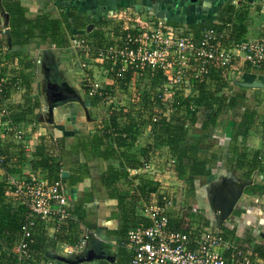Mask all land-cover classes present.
Wrapping results in <instances>:
<instances>
[{"label":"trees","instance_id":"obj_1","mask_svg":"<svg viewBox=\"0 0 264 264\" xmlns=\"http://www.w3.org/2000/svg\"><path fill=\"white\" fill-rule=\"evenodd\" d=\"M0 6L8 13V27L10 44L24 45L36 36L42 43H48L55 47L64 48L68 45L67 32L70 34L81 33L91 39V43L100 45L104 39V29L110 24L105 16L98 19L87 20L82 13L71 9L61 12L57 18L47 15H39L34 19H28L24 15V6L20 0H0ZM233 4H229L225 9L230 12ZM227 21H233L231 15ZM234 23V36L241 38L245 33L244 13H237ZM71 20H74L75 27H72ZM89 21H94V28L86 32V25ZM199 26H210L214 24L212 20L206 19ZM169 24V23H168ZM193 27V26H191ZM195 28V27H194ZM8 41L3 37L0 20V56L8 59L12 63V74L10 83H18L23 88L22 100L10 107V116L15 123L30 122L37 120L35 110L40 108L41 101L38 95L32 96L31 83L34 77V63L19 57V52L8 53ZM22 59V60H20ZM19 60V62H18ZM264 68V65L262 66ZM147 72V76H150ZM130 73L126 74L122 80H117L112 85H107L106 90L117 99L118 108L115 107L106 117H103V126L96 128L91 135L84 136L79 140L77 146L80 151H88L103 159H114L117 166H107L100 176L101 184L106 188L110 198L117 201V213L122 222V230L118 234L119 248L116 254V264H129V254L122 247L126 232L131 224L138 221L136 215V205L141 197H147L151 192L159 190L158 179L139 178L137 184L133 185L129 180V169L136 168L142 164L143 159L155 155L161 160H166L168 156L174 159V164L167 175L182 182L187 192H195V181L211 175L210 164L216 161L217 154L212 153L207 156L204 152L203 137L208 128L217 124L221 114L232 110L242 98L239 94L225 92L234 86L231 84L230 69L221 68L212 71L201 80L193 81V96L182 98L177 96L174 103V110L168 114L160 112V117L153 121L154 106L160 105V100L152 92L155 84L164 80V75L160 71L150 78L149 84L145 85L142 78H136L135 86L127 94V84ZM140 81V82H138ZM138 82V84H137ZM144 85H143V84ZM3 96H0V105L3 98L9 95V85H7ZM245 87H243L244 89ZM126 91V92H125ZM223 92V93H222ZM19 93V92H17ZM89 104L101 107L103 103L97 96L90 97L87 92ZM123 96V98H122ZM111 107V106H110ZM199 112H208V116L201 122L199 131L195 129ZM255 108L245 110L239 120H235L232 126L230 143L226 150L225 166L227 171L243 169L242 177L249 178L254 169L264 172L262 152H248L241 145L242 140L253 132L255 126L260 121V134L264 138V119L257 117ZM143 131H148L149 137L143 145L137 147V139ZM66 135L55 136L53 133L40 135L30 157H27L24 150L18 143H4L2 148L12 158V162L0 166V264H45L49 258L45 256L48 249H54L58 243H70L78 237L76 227L84 222V213L80 206H72L70 209L71 218L61 221L56 227L53 237L44 234V223L37 220L34 226L33 241L29 244L31 256L18 259L12 247L20 240L21 226L25 220L26 208L18 203V199L5 186L4 174H16L21 170L24 163H28L30 169L38 174H42L50 181L61 179L66 185L73 186L81 181L87 173L84 163H79L74 157L78 152H74L73 147L66 148ZM11 147V148H10ZM264 151V149H263ZM264 155V154H263ZM64 157L73 159L71 164L76 166L75 170L69 172L67 177H61ZM143 158V159H142ZM263 192L264 183H253L244 188V193ZM239 210H234V212ZM184 217L178 214H171L169 226L172 229H186ZM206 225L209 220L201 217ZM220 229L225 235L238 245L250 247L251 236H244L237 239L233 232L223 224ZM122 233V234H121ZM264 258V247L258 244L252 245ZM41 260H44L42 263Z\"/></svg>","mask_w":264,"mask_h":264},{"label":"built area","instance_id":"obj_2","mask_svg":"<svg viewBox=\"0 0 264 264\" xmlns=\"http://www.w3.org/2000/svg\"><path fill=\"white\" fill-rule=\"evenodd\" d=\"M256 9L261 16V34L238 39L234 36L233 21H217L214 22L217 26L194 28L185 23L171 25L156 15L148 16L130 7L109 14L107 17L114 26L106 28L100 45L83 37L70 40L72 46L78 47L84 56L79 66L84 71L82 80L85 91L88 96H97L104 105L110 104L113 108V95L105 85L92 77L94 70L104 79L110 77L111 85L130 73L127 92L132 91L138 76L148 85L150 78L160 71L164 80L151 89L160 100V105L154 106L152 114V120L156 121L160 112L168 114L174 110L177 96H193L196 93L193 81L201 80L213 70L230 69L232 85L235 81L233 77L242 68H260L264 65V0H256ZM5 65V58L0 56V68ZM147 72L151 75L147 76ZM12 76L10 72L0 71V96L9 85V95L3 98L0 105L1 167L12 162L11 156L3 151V140L12 139L19 143L26 156L30 157L32 148L26 135L32 128L40 127L36 120L12 121L9 100L15 92H23L17 82L10 83ZM225 92L231 93L228 89ZM145 133L150 134L148 131ZM173 164L171 156L164 161L150 155L143 159L140 166L129 169L128 178L132 183L134 177L136 180L154 179L155 175L167 174ZM3 176L5 186L27 210L20 240L12 250L18 259L30 257L29 244L33 241L37 220L44 224L53 222L57 227L61 221L71 218L67 187L61 179L50 181L32 170L5 173ZM158 182L159 190L139 199L136 205L138 221L130 225L122 242V247L129 254V264H264V258L252 246L238 245L220 227L206 225L201 218L205 217L204 214L192 206L188 198L184 199L181 181L171 179L169 182ZM253 199L256 203H262L264 195L261 199L258 196ZM171 214L185 216L187 228L172 229L169 226ZM90 239L88 233L78 236L64 246V254L83 251Z\"/></svg>","mask_w":264,"mask_h":264},{"label":"crops","instance_id":"obj_3","mask_svg":"<svg viewBox=\"0 0 264 264\" xmlns=\"http://www.w3.org/2000/svg\"><path fill=\"white\" fill-rule=\"evenodd\" d=\"M22 5L24 6V15L28 19H34L39 15H47L51 18H57L61 12H66L71 9L76 10L79 13H82L86 16L87 20L98 19L99 17L112 14L122 8H133L143 14L148 16L156 15L158 10H163V19L166 23L171 25L173 24H181L185 23L189 26L197 27L200 24L202 25L203 21L206 19L212 20L213 22H225L229 18L228 16H232L231 19L235 20V15L237 13H244L248 9V4L251 2H255L256 0H246L247 5L243 7L241 1L239 0H20ZM198 2V3H196ZM229 4H233V9L230 12H226L225 9ZM1 7V6H0ZM239 9V10H238ZM108 18V17H107ZM1 27L3 32V18L0 13ZM109 22L110 19L108 18ZM94 21H89L86 25V32H90L94 28ZM235 23V21H234ZM243 24L245 33L242 37H257L261 34L260 23L256 22V27H252L253 31L249 33L248 26L246 23V18H244ZM72 27H75L74 20H71ZM106 28L104 29V32ZM36 36L31 38L27 44L24 45H8L10 51L19 52V57L25 58L30 62L34 63V59L37 60V57L41 56L43 60H45L49 65L54 66L55 74L58 79L62 80L68 84L69 88L74 90L76 94L81 97V101L67 102L60 107L54 108V121L49 124L46 122L40 121L41 118L45 117L43 115V111L45 110V106L41 104L40 108H37L35 112L37 113V120L40 123V127H34L32 129V134L28 136L29 142L31 143V152L34 150V147L37 143V138L40 135L51 134L53 133L55 136H60L65 134V145L67 149L73 147L74 152H78L77 157L74 159L78 160L79 163H84V167L87 170V173L84 175L83 179L73 186H69V192L71 197V206L79 205L81 210L84 213V222L89 224L85 226L83 223L77 225L76 230L78 236L88 233L90 236V240L86 245V250L90 248H100L104 254H109L114 256V261L116 258V254L119 248L118 237L115 234H112V230L115 228V217H111L112 209H117V201L115 198H110L107 194L106 188L100 182V176L105 171L107 166L113 165L117 166V161L114 159H103L100 158L88 151H80L77 144L81 138L84 136L91 135L96 128H101L103 126V117L108 115L112 109L117 107V99L113 95V100L110 104L105 106L104 104L101 107L88 105L89 100L87 95L85 94L84 88H75L73 84L69 83L70 79L67 77L73 76L80 80L82 78L83 73L79 72V64L80 61L84 58L80 49L75 46H71L68 44L64 48L51 46L48 43H42L40 38L38 37L39 31L36 30ZM70 30H68L67 35H71L70 37H83L89 41L91 39L87 35H83L80 32L70 34ZM3 37L6 39V34L3 32ZM69 37V38H70ZM72 37V38H73ZM241 37V38H242ZM80 51V53L77 51ZM58 51V53H57ZM78 54V55H77ZM7 65V64H6ZM7 66H4L5 73L10 72L12 74V68L14 67L12 64H9V70L6 71ZM49 71L50 67H46ZM45 68V69H46ZM11 69V70H10ZM78 70V71H77ZM258 70L264 73V68L260 67ZM256 70L253 73V69L245 73L246 75L242 79H249L254 76V79H260L263 76V73H259ZM52 72V70H51ZM80 74V75H79ZM260 76V77H259ZM257 77V78H256ZM239 79V78H238ZM252 79V80H254ZM106 80V81H105ZM103 85H111V78L108 77L104 79ZM262 81V80H261ZM102 85V81L98 80ZM232 87L240 88L237 90L236 94L245 93L249 97H242L239 100V103L230 111L236 116L232 121H226L224 118L225 114H221L223 117H218L217 124L208 128L206 133H204L203 137V146L204 152L207 156L212 153L217 154L216 161H213L210 165L211 177L216 172L215 181H221L225 175L230 174L232 178L236 180L244 179L241 175L244 172L243 169H234L231 171H227L225 166V158H226V150L228 149V145L230 143L231 132L233 122L235 120H239L245 110H251L255 106L256 98L264 97V94L259 92L260 88H244L242 86L233 84ZM232 90V89H231ZM244 90V91H241ZM126 92V91H125ZM86 95V101L84 102L82 99V95ZM129 94V92H126ZM244 95V94H242ZM251 97V98H250ZM248 98V99H247ZM255 99V100H254ZM22 100L21 93H14L10 98L9 105H15ZM254 100V102H253ZM243 102V104L241 103ZM240 104L244 105V107H240ZM118 108V107H117ZM244 109V110H243ZM202 114L203 117L200 119L199 115ZM42 116V117H41ZM208 116V112H199L198 120L195 123V129L199 131V127L201 122ZM238 117V118H237ZM255 130L247 135L243 140L241 145L243 148H246L248 152L259 151L262 152L263 158L261 159L262 164H264V142L261 143L260 140L263 141V137L260 134V129L258 126H255ZM149 134L143 131L141 135L138 137V145L137 147L143 145L144 141L148 139ZM210 141H209V140ZM208 141V142H207ZM76 160V161H77ZM70 161L73 159H69V157H64L62 171L65 170L71 172L75 170L76 166L71 164ZM264 166V165H263ZM30 167L28 163H24L21 166L22 172L30 171ZM253 183H264V172H261L257 169H254L252 172ZM209 178V176L207 177ZM202 181L205 178L198 179ZM133 181H136V177L133 178ZM67 186V185H66ZM201 189V185L196 188V190ZM195 190V191H196ZM204 191V189H202ZM238 200L235 205L234 210H239V212L232 213L223 223V225L233 232V236L237 239H242L244 236L249 233L248 236H251L250 245L258 244L261 247H264V200L262 203L257 204L254 201V197L258 196L261 199V196L264 193L256 191L251 193H246ZM249 194V195H248ZM191 202V201H190ZM96 203H100L99 207L96 206ZM191 205L197 207H205L201 202L197 201L194 205L191 202ZM198 205V206H197ZM204 216L209 220V226L215 227L216 224L213 222L208 215V211L204 212L199 209ZM233 210V212H234ZM104 211V213H103ZM44 234L48 237H53L56 231V226L53 222H48L44 224ZM108 231V232H107ZM95 234V236L93 235ZM97 241H96V240ZM67 243H58L54 249H48V252L58 251L57 248L60 247V251L64 253V246ZM116 250L115 254H111L110 250ZM43 263L44 260H41ZM45 264H69L63 261H59L56 259H50L45 262ZM74 264H112V262L105 259H93L92 261L82 262V263H74Z\"/></svg>","mask_w":264,"mask_h":264},{"label":"rangeland","instance_id":"obj_4","mask_svg":"<svg viewBox=\"0 0 264 264\" xmlns=\"http://www.w3.org/2000/svg\"><path fill=\"white\" fill-rule=\"evenodd\" d=\"M239 1H241V3H242V5H243V7H245L248 3H247V1L246 0H239ZM196 3H198V2H196ZM239 10V9H238ZM256 3L254 2H251L250 4H248V9L244 12V16H245V18H246V23H247V25L246 26H248V31H250L249 33H251V35H254V34H252V31H253V28L252 27H256L257 25H256V22H258L260 19H261V16L259 15V13H257L256 12ZM243 12V11H242ZM241 12V13H242ZM110 25V27L112 26H114V24L112 23V24H109ZM106 33L104 32V34L103 35H105ZM71 35H69L68 34V44H70L71 46H72V44H71V42H70V40L72 39V37L73 36H75V35H73L72 37H70ZM70 37V38H69ZM74 38V37H73ZM52 46V45H51ZM76 47V46H75ZM77 51L80 53V51L77 49ZM9 54L11 53L12 54V52L13 51H10V49H8V51H7ZM57 53H58V51H57ZM78 55V54H77ZM9 59V58H8ZM8 59H5V63L7 64V65H5V66H7L6 68V71L7 70H9V67H8V65H9V61H8ZM20 60H22V59H20ZM18 62H19V60H18ZM34 62H35V64H34V66H35V71H34V77H33V79H32V83H31V94H32V96H34V95H38L39 96V98H40V101H41V104H43L44 106H45V110L43 111V115L42 116H44V115H46V113H47V109H46V100H47V97H46V95L44 94V71H45V68L46 67H50L51 68V70H52V72L53 73H56L55 71H54V66H52V65H49L45 60H43L42 58H41V56H39V57H37V60L36 59H34ZM10 64H12V63H10ZM33 64V63H32ZM4 67V66H3ZM3 67L2 68H0V71L1 72H4L5 73V69H3ZM254 70L253 71V73L256 71V70H258V68H251V67H249V66H246V67H244V68H242V70H241V72L239 73V74H236L233 78L235 79V80H239V81H245V82H250V81H252V79H254L255 77L254 76H252V78H249V79H242V78H244V76L246 75L245 73H248V72H250L251 70ZM11 70V69H10ZM50 70V71H51ZM79 70V72L82 74V73H84V71L81 69V68H79L78 69ZM77 70V71H78ZM90 72V71H89ZM257 72H261V73H263L262 71H260V70H258ZM91 73V72H90ZM235 73V72H234ZM256 73V72H255ZM80 75V74H79ZM263 76H259L260 77V79L262 80H259V79H256V80H258V81H260V82H263V84H264V73L262 74ZM67 77H69V83H71V84H73V86L75 87V88H84V81L82 80V78L80 79V80H78V76H77V78H75V77H73V76H69V75H67ZM92 77L94 78V79H96V80H101L102 81V84L106 81H104V77H103V75L102 74H100L99 72H97L96 70H94V72H92ZM239 78V79H238ZM257 78V77H256ZM65 85L69 88V86H68V84L67 83H65ZM85 89V88H84ZM232 89V90H231ZM237 90H240V88H237V87H232V88H228V91H230L231 92V94H236V93H238V92H236ZM241 91H244V90H241ZM259 92H261L262 94H264V85H263V87H261L259 90H258ZM85 92V91H84ZM223 93V92H222ZM242 94H244V95H242ZM81 95H82V99H83V101L85 102L86 101V95H85V97H84V95L81 93ZM240 97H249L248 95H245V93H241L240 94ZM122 98H123V96H122ZM251 98V97H250ZM23 99V98H22ZM248 99V98H247ZM255 100V99H254ZM254 100H253V102H254ZM255 106L253 107V109L255 108V110H256V114H258L257 115V117L259 118V120L261 119H264V97H261V98H256V100H255ZM20 103V102H19ZM242 104H243V102H241ZM242 104H240V107H244V105H242ZM16 105V104H15ZM42 106V105H41ZM105 106H107V105H105ZM8 107L10 108V107H12V105H9L8 104ZM117 107H118V103H117ZM244 110V109H243ZM41 116V117H42ZM203 117V115L202 114H200L199 115V118L201 119ZM222 117V116H221ZM236 116H234V114L233 113H231V112H226L225 113V116H224V118L223 119H225L226 121H232L234 118H235ZM238 118V117H237ZM259 128H261V125H260V121L258 122V125H257ZM33 129V128H32ZM32 129L30 130V132L32 131ZM253 130H255V129H253ZM31 134H32V132H31ZM30 135V133H27V135H26V138L28 139V136ZM262 137V136H261ZM209 140V139H208ZM210 141V140H209ZM261 141V143H263L264 142V138H263V141L262 140H260ZM3 142H5V143H9V144H12L11 146L13 147L14 145H15V143L16 142H14V141H12V139H10V140H6V139H4L3 140ZM208 142V141H207ZM19 144V143H18ZM20 145V144H19ZM264 145V144H263ZM11 148V147H10ZM211 165V164H210ZM209 165V166H210ZM216 172L212 175V177L211 176H209V178H205L203 181H202V179L199 181V180H196L195 181V186H196V188L197 187H199L200 185H201V189H199V190H196L195 192H192V193H189V192H187L186 191V189L184 188L183 189V194H184V199L186 198H188L187 200L190 202H192L194 205L196 204V202L197 201H199V202H201V204H203L205 207H200L199 209H201V210H203L204 212H206V211H208V215H209V218L213 221V222H215V214H214V211H213V209H212V204L210 203V201H209V189H210V187L211 186H213L214 184H216V183H218L217 181H215V178H216ZM155 178L154 179H158V181L159 180H161V182H163V181H171V179H173L172 177H169L167 174H161V175H155L154 176ZM138 180H136V181H134L133 182V184H136V182H137ZM67 188H66V196H67V198H68V201H69V198L71 197V195H70V192H69V189H71V188H68V185L66 186ZM202 189H204V191H202ZM244 195H247L246 193H244ZM249 195V194H248ZM242 196H243V194H242ZM241 196V197H242ZM186 200V201H187ZM71 202V200L69 201V203ZM71 204V203H70ZM257 204H259V203H257ZM99 205H100V203H96V206L97 207H99ZM198 206V205H197ZM72 207V206H71ZM113 211L111 212V217H115V228L111 231L112 232V234H115V236H118V234L121 232V228H122V222H121V220H120V217L118 216V214L119 213H117V209L115 208V209H112ZM136 211H137V209H136ZM103 213H104V211H103ZM108 232V231H107ZM122 234V233H121ZM58 249V251H56V253H58V254H64V253H62V251H60V247L59 248H57ZM110 250V252H111V254H115V252H116V250H112L111 248L109 249ZM53 252H55V251H53ZM76 255H80V254H75V255H69V254H66V256H68L69 258H73V257H75ZM48 258V257H47ZM113 258H114V256H113ZM112 264H116L115 263V261H112Z\"/></svg>","mask_w":264,"mask_h":264},{"label":"water","instance_id":"obj_5","mask_svg":"<svg viewBox=\"0 0 264 264\" xmlns=\"http://www.w3.org/2000/svg\"><path fill=\"white\" fill-rule=\"evenodd\" d=\"M0 13L3 18V32L6 34V39L8 41V45L10 46V35H9V27H8V13L4 11L2 7H0ZM163 10H158L156 12V16L159 18H163ZM234 83L236 85L245 87V88H261L263 87V82H260L256 79L245 82V81H239L235 80ZM47 89H55L57 91V95L53 97L52 94L47 90V100H46V107H47V113L45 117L41 118L40 121L46 122V123H53L54 121V108L58 107L60 102L65 101V96L62 95L60 92L61 85L57 83H50L47 85ZM74 100L81 101V98L78 94H72ZM68 172L63 170L61 172V177H67ZM253 181L252 176H250L247 179L242 180H236L232 178L230 174L225 175V177L219 181L218 183L214 184L209 189V201L212 204V209L215 214V224L216 227H220L224 221L232 214L236 203L241 198L244 188L248 185H250ZM96 240V239H95ZM97 241V240H96ZM100 248H90L86 250V248L75 254L76 255L73 258H69L66 256V254H58L56 252H45V256H47L50 259H56L59 261H63L69 264L74 263H82V262H88L92 261L93 259H105L110 262L114 261L113 256L109 254H104L102 251H96ZM70 254V255H75Z\"/></svg>","mask_w":264,"mask_h":264},{"label":"flooded vegetation","instance_id":"obj_6","mask_svg":"<svg viewBox=\"0 0 264 264\" xmlns=\"http://www.w3.org/2000/svg\"><path fill=\"white\" fill-rule=\"evenodd\" d=\"M50 83H57L59 85H61V88H60V92L62 93V95L65 96V101L63 102H60L59 106H62L63 104H66L67 102H71L72 100H74L73 98V95L75 93L74 90L68 88L64 82L60 79H58L57 75L51 71H49L47 68L45 69L44 71V94L47 96V85ZM51 93L53 97L55 96H58L57 95V91L53 88L49 89L48 90V93ZM76 94V93H75ZM81 98V97H80ZM74 101H77V100H74ZM47 109V107H46ZM96 251H101V249H97Z\"/></svg>","mask_w":264,"mask_h":264}]
</instances>
